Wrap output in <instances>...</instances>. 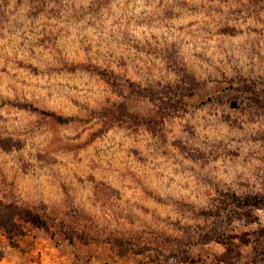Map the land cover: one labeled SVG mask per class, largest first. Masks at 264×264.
Wrapping results in <instances>:
<instances>
[{
	"label": "clouds",
	"instance_id": "clouds-1",
	"mask_svg": "<svg viewBox=\"0 0 264 264\" xmlns=\"http://www.w3.org/2000/svg\"><path fill=\"white\" fill-rule=\"evenodd\" d=\"M264 264V0H0V260Z\"/></svg>",
	"mask_w": 264,
	"mask_h": 264
},
{
	"label": "crops",
	"instance_id": "crops-1",
	"mask_svg": "<svg viewBox=\"0 0 264 264\" xmlns=\"http://www.w3.org/2000/svg\"><path fill=\"white\" fill-rule=\"evenodd\" d=\"M37 254L33 253L36 258L33 259L32 264H60V260L62 259L58 247L52 244L39 248ZM0 264H11V262L4 259L0 260Z\"/></svg>",
	"mask_w": 264,
	"mask_h": 264
},
{
	"label": "rangeland",
	"instance_id": "rangeland-1",
	"mask_svg": "<svg viewBox=\"0 0 264 264\" xmlns=\"http://www.w3.org/2000/svg\"><path fill=\"white\" fill-rule=\"evenodd\" d=\"M47 244H52V245H54V246H57L55 243H47V242H45V244L44 245H40V246H38L37 248H35L34 250H33V253H35L36 255H38L37 254V252H39V248H41V247H45ZM59 249V248H58ZM130 264H136V262L133 260V261H130Z\"/></svg>",
	"mask_w": 264,
	"mask_h": 264
}]
</instances>
